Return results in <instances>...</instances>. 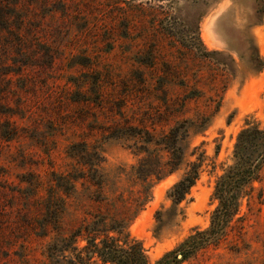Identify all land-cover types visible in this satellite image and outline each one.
<instances>
[{"label":"rangeland","instance_id":"1","mask_svg":"<svg viewBox=\"0 0 264 264\" xmlns=\"http://www.w3.org/2000/svg\"><path fill=\"white\" fill-rule=\"evenodd\" d=\"M256 55L264 62V16L253 0H0V264L47 263L56 231L44 226L45 198L58 192V176L87 172L89 156L79 154L97 150L116 193L132 197L140 187L132 165L153 144L123 132L158 136L185 118L199 129L179 140L180 168L152 183L126 231L152 262L207 227L236 133L264 123ZM190 161H201L198 179L174 208L168 191ZM255 186L261 199L240 207L242 237L231 229L181 264H264V174ZM92 193L68 201L53 225L68 232L105 211Z\"/></svg>","mask_w":264,"mask_h":264},{"label":"trees","instance_id":"2","mask_svg":"<svg viewBox=\"0 0 264 264\" xmlns=\"http://www.w3.org/2000/svg\"><path fill=\"white\" fill-rule=\"evenodd\" d=\"M253 1L256 16L262 18L264 0ZM255 59L263 65L258 55ZM197 125L193 120L185 118L175 121L158 136L147 130L123 132L126 136L138 135L144 142L153 144L152 149L143 148L145 156L139 159L136 166L132 165L131 176L140 187L129 198L116 193L117 181L102 171L96 162L97 150L79 154L83 159L89 156L83 162L88 167L87 172L84 175L58 176L55 183L58 192L53 194V190H49L45 198L44 226L52 224L56 231V235L46 242L43 250L46 264H181L197 252L218 245L231 229H235L236 235L241 238L245 232L246 218L245 213L240 214L242 201L245 200L250 209L254 198L258 201L261 199L260 187L255 186L264 174V123L259 121H246L235 135L231 162L222 168L214 181L210 197L216 201V205L207 227L193 228L177 246L165 251L152 262L148 260L142 243L130 237L126 231L131 219L129 211L132 210L133 214L144 206L149 199L152 183L180 168L184 151L179 140L185 139L190 130L197 132ZM74 146L72 144L69 148ZM159 150L166 152L165 159L157 153ZM200 165L201 161L188 162L181 177L170 187L167 196L174 208L189 194L198 179ZM85 190L93 192L86 197L98 205L102 204L105 211L89 212L87 220L68 232H63L61 225L55 227L60 224L61 215L68 212V201L79 200ZM80 241L84 243L79 245Z\"/></svg>","mask_w":264,"mask_h":264}]
</instances>
